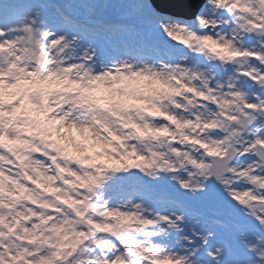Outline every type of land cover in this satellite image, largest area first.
<instances>
[{
    "label": "snow or ice",
    "instance_id": "1",
    "mask_svg": "<svg viewBox=\"0 0 264 264\" xmlns=\"http://www.w3.org/2000/svg\"><path fill=\"white\" fill-rule=\"evenodd\" d=\"M0 264H264V0H0Z\"/></svg>",
    "mask_w": 264,
    "mask_h": 264
}]
</instances>
